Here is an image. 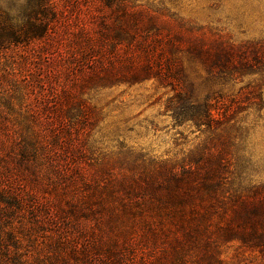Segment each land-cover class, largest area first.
Returning <instances> with one entry per match:
<instances>
[{
	"label": "trees",
	"instance_id": "16d2710c",
	"mask_svg": "<svg viewBox=\"0 0 264 264\" xmlns=\"http://www.w3.org/2000/svg\"><path fill=\"white\" fill-rule=\"evenodd\" d=\"M186 61L207 80L258 82L225 101L213 94L200 100ZM151 80L173 91L166 108L175 120L212 135L180 168L158 162L131 174L125 194L158 211L186 205V229L175 230L195 264H210L230 242L257 252L264 264V183L235 184L236 136L217 131L244 100L262 107L264 39L235 42L130 0L0 6V264H120L84 228L93 221L101 230L107 197L117 201L119 194L103 197L100 184L83 180L77 167L86 151L72 143L73 131L89 119L80 96L86 90ZM45 188L55 192L50 200Z\"/></svg>",
	"mask_w": 264,
	"mask_h": 264
},
{
	"label": "rangeland",
	"instance_id": "374dc122",
	"mask_svg": "<svg viewBox=\"0 0 264 264\" xmlns=\"http://www.w3.org/2000/svg\"><path fill=\"white\" fill-rule=\"evenodd\" d=\"M130 1L162 9L235 42L264 39V0ZM24 2L0 0V6L17 8ZM185 69L187 81L193 84V96L200 100L213 94L225 101L258 82V76H244L225 83L207 80L200 67L187 61ZM258 93L261 108L244 100L242 109L225 127L222 125L217 130L236 136L232 151L240 178L234 182L241 186L264 183V87ZM172 95L170 88L152 80L90 88L80 95L89 106V119L82 129L73 131L72 143L86 151L77 170L83 180L100 184L96 186L101 187L103 197L114 192L119 194L116 199L119 204L114 197H107L101 230L93 221L86 222L84 228L88 235L94 236V241L119 257L120 264H195L194 250L186 251V239L175 230V226L186 229L189 213L186 205L172 202L158 211L141 205L138 198L124 191L131 174L138 175L153 163L167 162L180 168L212 135L192 122L175 120L166 108ZM240 165L244 168L240 169ZM45 191L48 200L54 197L52 189L45 188ZM123 194L130 198L125 204L119 201ZM130 228L128 235L125 231ZM219 252L210 264H261L257 252L237 242L220 245Z\"/></svg>",
	"mask_w": 264,
	"mask_h": 264
}]
</instances>
